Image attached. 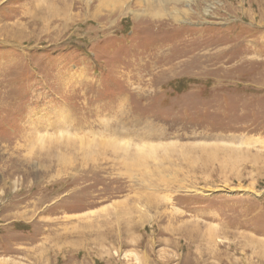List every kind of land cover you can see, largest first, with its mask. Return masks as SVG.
<instances>
[{"label":"rangeland","instance_id":"obj_1","mask_svg":"<svg viewBox=\"0 0 264 264\" xmlns=\"http://www.w3.org/2000/svg\"><path fill=\"white\" fill-rule=\"evenodd\" d=\"M0 264H264V0H0Z\"/></svg>","mask_w":264,"mask_h":264},{"label":"bare ground","instance_id":"obj_2","mask_svg":"<svg viewBox=\"0 0 264 264\" xmlns=\"http://www.w3.org/2000/svg\"><path fill=\"white\" fill-rule=\"evenodd\" d=\"M211 256H212V255H211ZM216 257H217V256H216ZM216 257H215V259H217ZM204 258H205V257H204ZM198 259H199V258H198ZM200 259H201V256H200ZM201 261H203V259H202ZM208 261H209V260H208ZM208 261H207V262H208ZM196 262H197V261H196ZM203 262H204V261H203ZM203 262H202V263H203ZM204 263H205V262H204Z\"/></svg>","mask_w":264,"mask_h":264}]
</instances>
